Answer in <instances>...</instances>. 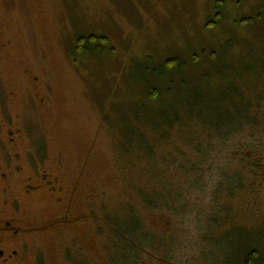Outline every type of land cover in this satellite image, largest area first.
<instances>
[{
  "label": "rangeland",
  "instance_id": "rangeland-1",
  "mask_svg": "<svg viewBox=\"0 0 264 264\" xmlns=\"http://www.w3.org/2000/svg\"><path fill=\"white\" fill-rule=\"evenodd\" d=\"M246 18L253 24L241 26ZM92 35L106 44L90 41ZM81 37V44L102 51L75 55ZM237 52L264 55V0H0V174L20 169L8 184L20 213L45 220L67 201L73 213L91 209L99 223L90 222L83 229L90 236L80 241L99 240L103 252L92 250L89 264H108L105 245L128 232L146 238L148 264H241L248 246L264 264V115L229 140L209 139L197 151L204 157L189 162L184 156L193 151L184 140L195 128L184 120L185 109L201 112L200 123L217 130L225 119L218 100L223 96L226 107L233 101L225 74L239 66ZM175 57L185 61L182 72L152 74ZM167 79L174 95L162 108H178L183 129L159 141L150 135L149 118L158 106L140 101L148 83L161 91ZM205 89L215 95L213 104L212 97L203 104L195 98ZM261 89L264 107V81ZM8 132H15L14 143ZM245 155L256 167L243 163ZM189 163L199 169L178 170ZM44 172L57 178L61 192L43 185L23 195L28 178ZM232 172L242 177L241 187L217 197L220 175ZM5 186L0 177L2 218L12 210ZM166 189L176 201H157L168 198ZM149 193L157 194L151 204L142 198ZM91 229L99 230L97 239ZM43 243L44 251L51 249Z\"/></svg>",
  "mask_w": 264,
  "mask_h": 264
},
{
  "label": "trees",
  "instance_id": "trees-1",
  "mask_svg": "<svg viewBox=\"0 0 264 264\" xmlns=\"http://www.w3.org/2000/svg\"><path fill=\"white\" fill-rule=\"evenodd\" d=\"M219 7L222 6V4L218 5ZM217 6V7H218ZM217 14V13H216ZM221 16L216 17L215 21L209 22L207 25L208 28H212ZM241 26H250L252 25V19L251 18H246L240 21ZM81 38H77L75 40L76 44L73 48V53L77 56H87L89 55L90 50L92 51H97L100 52L102 51V48L100 45L97 44H92L91 47L85 46L84 44H81ZM90 41L92 39L96 41H101V43L106 44V38L105 37H96V36H91ZM100 43V44H101ZM228 44L226 41L225 45ZM224 45V47H225ZM231 46V44H229ZM238 54V55H237ZM236 57L234 58V61L239 62L236 69H231L232 72H226L225 76H227V80H229V86L231 87V90L227 91L232 93L233 101L231 104L226 107L225 102L223 100V96L220 100L222 104L217 105L221 108H218V113L219 117L225 116V119H220L221 120L217 126L215 124V127L217 128L212 130L211 128L213 127L211 122L209 124L205 123L202 125L200 123L201 119L203 116L201 115V112H194L190 108V110L185 109L184 113L186 117L183 118V115L180 114V110L178 108H175L173 111H166L165 108H162L165 103V99L167 97H172V87L174 86V83L172 82V79H167V84L163 86V89L161 91L158 89V87L148 83V88L149 90L147 91V96L145 98V101H140L141 105H145V102H152V104L158 106L157 108L154 109V111H150L149 113V118L151 121V132L150 135L153 138H157L159 141L160 139L163 138H168L173 135L174 132H179L182 126H183V119L186 121H189L193 125H195L194 130L190 131L191 133L189 134L191 138L185 139L184 145H188L192 148L193 151H201L202 149L207 146L208 140L210 141L214 138H219V139H225L229 140V138H232L234 134L240 132L241 129L244 128H255L257 125H259L258 121L261 117V115H264V107H263V102L261 100L262 98V82L264 81V78H261V73L263 74L264 77V55L263 54H258V55H248V56H242L241 53L237 52ZM190 61L196 62L197 58L195 57V54L189 55L188 58ZM168 60V61H167ZM165 63L161 65L159 69H154L152 74L159 75V76H164V73L168 71L167 73H180L182 72V68H184L185 61L183 59H179L177 57L173 59H167ZM222 69V68H221ZM220 74H223L222 70H217ZM228 74V75H227ZM143 82L146 84L147 80H143ZM182 82V87H185V82H183V79L181 80ZM245 88V90L243 89ZM162 92V93H161ZM204 94H201V97L197 96L195 97L196 99H199V102L205 101V97H212L211 103L213 104V97L215 95L212 92H209L207 89L203 91ZM247 92V93H246ZM164 94V95H163ZM172 94V95H170ZM163 95V96H162ZM226 96V95H224ZM195 101V100H194ZM193 101V102H194ZM216 101V102H218ZM192 102V103H193ZM220 102V103H221ZM203 104V103H202ZM201 104V106H202ZM146 106V105H145ZM217 110V109H216ZM264 118V117H263ZM214 125V124H213ZM211 127V128H210ZM219 128V129H218ZM195 134V135H194ZM137 138V136H136ZM155 138V139H156ZM193 139V140H192ZM198 140V142H194ZM206 142V143H205ZM146 148V147H145ZM147 150H149L148 154L150 158L153 160V156L156 153V149H154V144L151 145V147H147ZM193 151L188 154L186 153L184 156L186 159L190 162L192 158H197V157H204L205 154H202L201 152L193 153ZM253 152V151H252ZM195 156H192V155ZM197 154V156H196ZM202 154V155H201ZM252 154V153H250ZM156 155V154H155ZM246 156V155H245ZM184 159V158H183ZM185 159V160H186ZM254 158L250 155V157L247 155L245 157V161L243 163L246 164L247 167H256L255 161H253ZM164 161H166V158H164ZM190 167H180L181 169H189L192 172L197 171V168L192 166V163H189ZM199 166V165H198ZM199 169V168H198ZM223 173L226 174V171H223ZM221 174L223 180V185L217 189L219 193H217V197L220 196L221 194H225L227 196L232 195L234 192L238 191L239 188L242 185V177H240V174H236L235 172H232L231 176ZM200 177L198 176L196 181H198ZM233 190V191H232ZM166 193L168 194V198L165 197V195L162 197L160 202H164V204H167L168 202H174L176 201V197L174 193L172 192L171 189H166ZM142 194V193H141ZM150 196L145 194L142 196L144 202L146 203H153L156 199L154 198L157 194H152L149 193ZM218 199V198H217ZM171 200V201H170ZM261 233H264V230H261ZM241 264H263L261 255H259V252L256 247L253 246H248L246 249L244 258L242 260Z\"/></svg>",
  "mask_w": 264,
  "mask_h": 264
},
{
  "label": "flooded vegetation",
  "instance_id": "flooded-vegetation-1",
  "mask_svg": "<svg viewBox=\"0 0 264 264\" xmlns=\"http://www.w3.org/2000/svg\"><path fill=\"white\" fill-rule=\"evenodd\" d=\"M8 133L11 134L9 140L14 143L16 139L12 136L15 132ZM19 170L14 166L7 173L0 174L2 181L6 183L4 188L7 190L11 200L10 208H12L10 215H6L8 217H0V264H89V254L93 253L91 251L101 253L102 245L97 244V242L100 243L98 240L93 242L96 244L92 245L89 242V245L85 246L86 242L80 241V239L86 235L90 236L83 229H88L90 222L99 223L100 218H96V214L92 213L91 209L88 212L73 213L70 201L63 205L64 211L49 216L45 220L27 218L20 213L19 202L8 185L10 176ZM57 182V178L49 179L45 172L40 175L39 180L28 178V183L23 186V195H30L43 185L48 187L51 192H61V187ZM59 200L61 201V199ZM91 230L92 236L97 239L99 230ZM112 234L114 235V233ZM141 238L142 240L139 241L135 238L132 239L128 232L120 238L114 235V238L107 239L109 242L105 245V251L108 254L106 255L108 264H148L147 249L146 247L142 248V244L146 243H144L146 238ZM45 239L50 242L51 249L54 250L44 251L43 241ZM128 241L139 246L138 248L141 250H136L135 247L132 249ZM148 254V258H150L152 253L148 252ZM163 263L164 261H162ZM164 264L169 263L166 261Z\"/></svg>",
  "mask_w": 264,
  "mask_h": 264
}]
</instances>
